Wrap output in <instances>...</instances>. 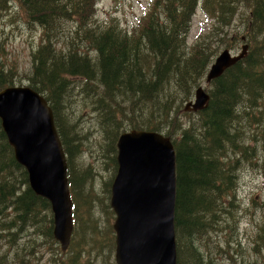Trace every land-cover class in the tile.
Returning <instances> with one entry per match:
<instances>
[{
    "label": "trees",
    "instance_id": "1",
    "mask_svg": "<svg viewBox=\"0 0 264 264\" xmlns=\"http://www.w3.org/2000/svg\"><path fill=\"white\" fill-rule=\"evenodd\" d=\"M20 2L32 20L46 30L51 29L57 16H75L77 32L82 33L88 49L97 54L94 60L86 52L74 49L72 45L67 53L63 54L57 52L48 41V44L42 46L34 55V73L31 78L30 88L44 96L53 110L55 126L67 154L68 177L74 212L77 214L80 207H83V202L78 200L75 192L79 181L77 177L72 179L71 157L76 146L72 144L70 128L60 112L70 110L72 104V96L62 99L70 80L83 79L89 84L98 78L108 95L122 90L135 96L141 95L145 103L152 102L157 110L162 112V119L168 122L175 112L168 96L161 94L166 95L170 79L177 81L182 100L189 99L193 90L200 86V81L207 74L217 53V49L210 43H202L194 46L189 56L186 55L183 59V29L186 22L201 5L203 16L220 28L217 35V41H220L227 34L226 28L230 26L233 8L239 1L153 0V6L146 12L147 16H143L139 30L134 33V36H139L140 39L124 35L117 24H110L103 30L95 29L93 23L98 0H69V11H63L59 0ZM248 9L247 31L255 40V50L251 51L250 45L246 43L249 46L247 57L229 68L222 77L212 81V89L208 92L209 105L205 110L194 114L198 118L197 121L187 125L181 124L177 130L164 127L166 133L159 124L145 128V131L163 133L173 140L177 179L175 226L176 239L181 242L178 262L182 264H212L201 258V251L193 241L195 235L211 228L209 219L211 221L218 209L224 211L220 204L224 196L228 192L235 194L238 176L233 171L229 172L226 160L231 150H234L235 154L248 152L241 121L244 118H256L254 112L262 107L260 101L264 97V0H249ZM241 40L246 42V36ZM149 54H153L156 61L151 75L145 70L144 77L140 66L144 60L146 63ZM13 86L9 71L0 68V92ZM241 102L246 104L238 116ZM118 108V105L112 107L106 98L94 105L93 110L101 128L111 124L112 115ZM236 118L241 121L234 126ZM5 133L0 119V194L5 196L10 190L20 195L16 198V203L10 201L3 209L12 207L15 213L20 214L23 225L36 217L38 209L46 211L48 217V213H51L49 232L53 237L54 218L51 205L31 189L28 172L17 162ZM199 212L201 214H198ZM92 234H95V226Z\"/></svg>",
    "mask_w": 264,
    "mask_h": 264
},
{
    "label": "rangeland",
    "instance_id": "2",
    "mask_svg": "<svg viewBox=\"0 0 264 264\" xmlns=\"http://www.w3.org/2000/svg\"><path fill=\"white\" fill-rule=\"evenodd\" d=\"M152 1L98 0L93 27L103 30L110 24H117L124 35L140 39L134 33L139 30L141 17H146L145 12L148 13L153 6ZM238 1L233 8L230 26L226 28L227 34L220 41H217L220 28L202 15L200 5L183 29V59L189 56L194 46L202 43H210L217 49L213 59L224 50L238 54L246 43L251 51L255 50V40L247 31L249 0ZM59 4L63 11H69V0H59ZM32 19L22 8L20 0H0V68L9 71L14 86L32 85L34 55L48 41L57 52L65 54L72 45L77 51L96 59L97 54L88 49L82 33L77 32L75 16H57L50 30ZM243 36H246V42L241 40ZM143 55L145 57L144 47ZM155 61L154 55L149 54L146 63L144 60L141 64L144 77L145 70L151 75ZM204 78L199 85L210 92L212 86H208ZM177 87V81L172 78L166 87V95L161 94L168 96L175 112L166 122L162 119V112L152 102L145 103L141 95L135 96L126 90L108 95L98 78L89 84L83 79H71L62 99L72 96V104L70 110L60 112L70 128L72 144L76 146L71 157L72 179L77 177L79 181L75 192L83 207L76 214L70 245L63 252L60 243L53 235L51 237V213L48 217L46 211L38 209L36 217L23 225L20 214L12 207L3 209L10 201L16 203L20 195L9 190L5 196L0 194V264H116V214L110 205V184L117 175L118 139L122 133L141 128L145 131V128L157 124L166 133L164 127L177 130L181 124L197 121L194 115L197 113L184 112L185 105L195 99V89L189 99L182 100ZM104 98L112 107L118 105L120 108L112 115L111 124L101 128L93 109ZM260 103L262 107L254 112L256 118L237 120L246 102H241L238 108L233 125L241 121L248 152L235 154L234 150L229 151L227 168L238 176L235 194L228 192L221 200V207L226 212L216 211L211 221L209 219L211 228L195 235L193 242L205 262L264 264V97ZM93 226L95 234H92ZM180 248L181 242L177 241V250Z\"/></svg>",
    "mask_w": 264,
    "mask_h": 264
},
{
    "label": "water",
    "instance_id": "3",
    "mask_svg": "<svg viewBox=\"0 0 264 264\" xmlns=\"http://www.w3.org/2000/svg\"><path fill=\"white\" fill-rule=\"evenodd\" d=\"M248 50L245 44L238 54L229 50L220 53L207 72L206 84L245 59ZM209 102V93L200 86L195 90V99L184 110L200 112ZM0 119L15 146L16 160L28 172L33 192L52 204L53 236L66 252L74 230L73 210L67 158L53 110L45 97L32 88L14 86L0 92ZM173 148L170 139L151 131L132 130L118 139V169L110 204L116 214V264H138L139 259L154 257L163 259V264H177L173 232L177 179ZM138 199L145 204L138 206ZM170 230L171 239L162 236H167Z\"/></svg>",
    "mask_w": 264,
    "mask_h": 264
},
{
    "label": "bare ground",
    "instance_id": "4",
    "mask_svg": "<svg viewBox=\"0 0 264 264\" xmlns=\"http://www.w3.org/2000/svg\"><path fill=\"white\" fill-rule=\"evenodd\" d=\"M222 46V45H221ZM233 53V52H232ZM216 62V59L214 60V62L213 63H215ZM206 77V76H205ZM205 79V78H204ZM204 82V81H203ZM204 84V83H203ZM203 86V85H202ZM208 87V86H207ZM8 88V87H7ZM206 88V87H205ZM195 97V96H194ZM194 99V98H193ZM192 99V100H193ZM185 105V104H184ZM181 109H182V107H181ZM186 113V112H185ZM180 114V113H179ZM184 115V114H183ZM190 115V114H189ZM182 116V115H181ZM183 120V119H182ZM190 120V119H189ZM186 121V120H185ZM151 132H154V133H156V134H158V135H160V136H162V137H164V138H167V139H170L169 137H167V136H165L163 133H159V132H155V131H151ZM5 135H6V137H7V140H8V143H9V145L12 147V149H13V151H14V154H15V146L11 143V141H10V139H9V137H8V135L5 133ZM171 140V139H170ZM171 154V153H170ZM173 154H174V156H175V158H176V152H175V148H173ZM29 185H30V181H29ZM113 185H114V181H113V184H112V194H113ZM30 187H31V185H30ZM32 189V188H31ZM36 194V193H35ZM37 196H39V197H42V198H44V199H46L49 203H50V205H51V209H52V204H51V202L46 198V197H44V196H41V195H38V194H36ZM129 195H131L130 193H129ZM176 196H177V192H176ZM148 197V196H147ZM151 199H152V197H151ZM148 200V199H147ZM70 203H71V208H72V210L74 211V204H73V200H72V195H71V192H70ZM136 204L138 205V206H143L145 203H142L141 202V200L140 199H138L137 201H136ZM225 211V210H224ZM52 213H53V211H52ZM174 222H173V226H174V230H173V232H174V239H175V241H177V239H176V226H175V217H176V210H174ZM167 222H169L170 223V220H171V213L167 216ZM165 225V224H164ZM165 227V226H164ZM166 228V227H165ZM158 229H160V228H158ZM172 230V229H171ZM171 230L168 232V235L166 236V235H162L163 237H165V238H170L171 239ZM162 232V231H161ZM159 234H160V232H159ZM161 235V234H160ZM176 258H177V261H178V250L176 251Z\"/></svg>",
    "mask_w": 264,
    "mask_h": 264
}]
</instances>
